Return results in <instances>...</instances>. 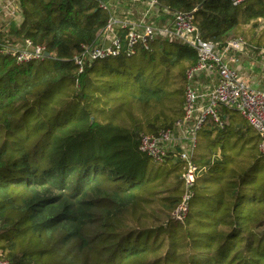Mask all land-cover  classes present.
<instances>
[{
	"label": "trees",
	"instance_id": "1",
	"mask_svg": "<svg viewBox=\"0 0 264 264\" xmlns=\"http://www.w3.org/2000/svg\"><path fill=\"white\" fill-rule=\"evenodd\" d=\"M10 30L44 57L18 62L0 41V253L9 264H264V154L236 110L197 131L202 169L184 221L178 150L155 161L144 134L184 116L195 49L159 35L133 55L73 56L99 41L97 0H16ZM194 13L204 40L264 48V0H159ZM47 53V54H46ZM94 117L92 120L91 117Z\"/></svg>",
	"mask_w": 264,
	"mask_h": 264
},
{
	"label": "built area",
	"instance_id": "2",
	"mask_svg": "<svg viewBox=\"0 0 264 264\" xmlns=\"http://www.w3.org/2000/svg\"><path fill=\"white\" fill-rule=\"evenodd\" d=\"M108 11V20L100 32L99 41L73 56L79 71L86 61L116 57L125 53L130 56L138 47L150 49L159 35L170 40L180 39L191 45L197 61L186 73L184 116L176 121L175 129L165 128L156 134H144L140 150L155 161L163 160L169 150H178L186 167L182 174L185 191L173 216L184 221L192 187L202 169L193 160L197 146V131L207 122L223 127L219 108L226 106L239 112L259 133L258 149L264 154V88L253 85L238 69L237 54L243 52L244 39L230 40L220 48L210 40H204L194 22L193 12L173 11L159 0H97ZM240 2L242 0H234ZM12 15L18 13L16 0H10L1 8ZM18 62L41 59L45 47L26 40L24 47L7 49ZM0 264H9L0 253Z\"/></svg>",
	"mask_w": 264,
	"mask_h": 264
},
{
	"label": "rangeland",
	"instance_id": "3",
	"mask_svg": "<svg viewBox=\"0 0 264 264\" xmlns=\"http://www.w3.org/2000/svg\"><path fill=\"white\" fill-rule=\"evenodd\" d=\"M8 1L10 0H0V41L4 39L1 44L5 51L14 48L13 46L15 45L13 38L10 37V30L19 27L22 22L19 1L16 2L18 13L14 15L9 13L5 7L1 8ZM236 57L239 59L238 69L242 76L246 77L253 85H259L264 88V48L255 50L251 46H245L243 52L237 54Z\"/></svg>",
	"mask_w": 264,
	"mask_h": 264
},
{
	"label": "water",
	"instance_id": "4",
	"mask_svg": "<svg viewBox=\"0 0 264 264\" xmlns=\"http://www.w3.org/2000/svg\"><path fill=\"white\" fill-rule=\"evenodd\" d=\"M233 1H234V0H233ZM46 54H47V53H46ZM91 119L93 120V119H94V117L92 116V117H91Z\"/></svg>",
	"mask_w": 264,
	"mask_h": 264
},
{
	"label": "crops",
	"instance_id": "5",
	"mask_svg": "<svg viewBox=\"0 0 264 264\" xmlns=\"http://www.w3.org/2000/svg\"><path fill=\"white\" fill-rule=\"evenodd\" d=\"M238 67H239V65H238Z\"/></svg>",
	"mask_w": 264,
	"mask_h": 264
}]
</instances>
